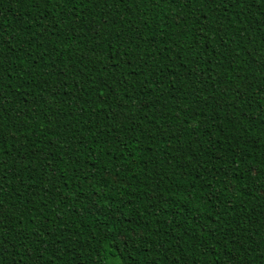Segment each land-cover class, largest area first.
<instances>
[{
  "label": "trees",
  "instance_id": "obj_1",
  "mask_svg": "<svg viewBox=\"0 0 264 264\" xmlns=\"http://www.w3.org/2000/svg\"><path fill=\"white\" fill-rule=\"evenodd\" d=\"M0 264H264V0H0Z\"/></svg>",
  "mask_w": 264,
  "mask_h": 264
}]
</instances>
